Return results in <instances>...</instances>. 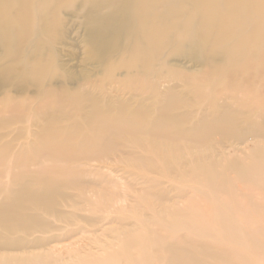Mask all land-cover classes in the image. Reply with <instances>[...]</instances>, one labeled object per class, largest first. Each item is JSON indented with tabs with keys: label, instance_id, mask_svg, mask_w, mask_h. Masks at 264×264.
Segmentation results:
<instances>
[{
	"label": "rangeland",
	"instance_id": "374dc122",
	"mask_svg": "<svg viewBox=\"0 0 264 264\" xmlns=\"http://www.w3.org/2000/svg\"><path fill=\"white\" fill-rule=\"evenodd\" d=\"M53 1L0 21V210L23 204L0 264H264L255 63L165 36L137 52L106 4Z\"/></svg>",
	"mask_w": 264,
	"mask_h": 264
},
{
	"label": "bare ground",
	"instance_id": "6f19581e",
	"mask_svg": "<svg viewBox=\"0 0 264 264\" xmlns=\"http://www.w3.org/2000/svg\"><path fill=\"white\" fill-rule=\"evenodd\" d=\"M21 1H3L0 9L3 28H6L7 19L4 20V17L9 4L22 8L24 2ZM54 2L57 3L56 0ZM92 4L97 15L104 4L109 8L114 21L106 26L116 32L117 45L121 39L123 44L125 41L127 46L136 48L138 52L142 47L155 48L162 36H165L166 42L174 44L187 40L199 51L208 48L221 49L226 53L229 50L240 51L230 58L232 61L241 60L237 70L245 72L244 79H248L247 73H252V63H255L257 70L255 75H264V55L261 48L264 45V0H98ZM33 15H36L35 11ZM21 23L26 27V20H21ZM235 84L232 81L225 87ZM51 188H43L44 194L51 195ZM16 201L13 200L8 207L0 210V222L16 219L15 214L9 212L11 208L21 210V200ZM184 264L191 263L188 260Z\"/></svg>",
	"mask_w": 264,
	"mask_h": 264
}]
</instances>
